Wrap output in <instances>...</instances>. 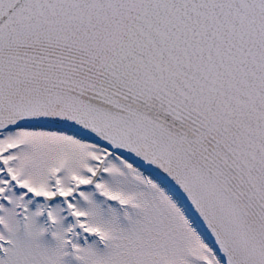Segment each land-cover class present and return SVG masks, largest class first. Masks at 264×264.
Wrapping results in <instances>:
<instances>
[{"label": "snow or ice", "instance_id": "6c2138e0", "mask_svg": "<svg viewBox=\"0 0 264 264\" xmlns=\"http://www.w3.org/2000/svg\"><path fill=\"white\" fill-rule=\"evenodd\" d=\"M0 264H264V0H0Z\"/></svg>", "mask_w": 264, "mask_h": 264}]
</instances>
